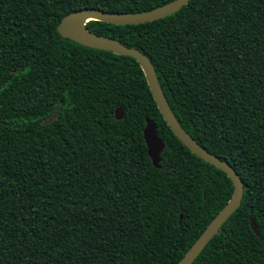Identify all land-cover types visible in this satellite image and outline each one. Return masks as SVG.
<instances>
[{"label":"trees","instance_id":"obj_1","mask_svg":"<svg viewBox=\"0 0 264 264\" xmlns=\"http://www.w3.org/2000/svg\"><path fill=\"white\" fill-rule=\"evenodd\" d=\"M166 1L0 0V264H176L230 197L226 172L168 128L136 59L56 31L78 8ZM84 24L147 54L180 126L242 180L239 205L190 264H264V0ZM146 115L163 141L157 167Z\"/></svg>","mask_w":264,"mask_h":264},{"label":"water","instance_id":"obj_2","mask_svg":"<svg viewBox=\"0 0 264 264\" xmlns=\"http://www.w3.org/2000/svg\"><path fill=\"white\" fill-rule=\"evenodd\" d=\"M188 0H168L161 4L152 6L147 9L138 10V12H107L106 10L96 7L78 8L64 16H62L57 25V33L63 37L79 42L91 47L106 49L116 54L128 55L138 61L140 68L143 71L145 80L151 92V95L167 122L168 128L173 135L195 156L201 160H205L216 167H219L226 172L232 181L233 188L230 197L206 223L204 230L191 244V246L184 252L182 257L176 264H190L197 254L205 247L208 240L219 231L220 224L229 216L239 205L242 193L243 183L237 172L229 165V163L212 152L199 146L184 129L177 120L170 106L167 104L164 94L156 79L151 60L141 50L125 46L118 40L106 35L96 34L89 31L85 27V21L88 19H100L113 24H136L141 21H148L169 15L176 12ZM116 119H121L123 112L121 108L116 107L114 111ZM156 122L145 116V125L142 127V137L146 148V154L149 157L153 166H158L159 152L163 147V141L156 132ZM249 227L259 234L258 227H256L253 219L249 218Z\"/></svg>","mask_w":264,"mask_h":264}]
</instances>
